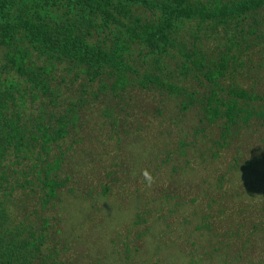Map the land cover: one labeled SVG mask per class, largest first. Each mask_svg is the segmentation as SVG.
I'll use <instances>...</instances> for the list:
<instances>
[{"label":"rangeland","instance_id":"obj_1","mask_svg":"<svg viewBox=\"0 0 264 264\" xmlns=\"http://www.w3.org/2000/svg\"><path fill=\"white\" fill-rule=\"evenodd\" d=\"M247 40L250 61L235 77L264 97V39ZM219 42L206 43L208 57L223 49ZM61 90L80 93L78 83L64 82ZM66 106L60 103V112ZM79 110L76 128L48 158L61 154L51 174L63 181L55 198L43 203L38 167L32 171L28 160L7 170L9 195L2 197L13 223L44 234L34 264H264L261 127L245 128L212 155L210 136L194 138L196 118L167 95L133 87L121 98L100 93ZM179 140L193 143L183 155ZM254 157L262 165L244 167Z\"/></svg>","mask_w":264,"mask_h":264},{"label":"trees","instance_id":"obj_2","mask_svg":"<svg viewBox=\"0 0 264 264\" xmlns=\"http://www.w3.org/2000/svg\"><path fill=\"white\" fill-rule=\"evenodd\" d=\"M263 19L264 0H0V264H34L44 237L13 223L2 197L9 166L28 160L43 203L55 198L63 181L51 174L61 154L48 158L89 98H121L133 87L167 95L196 118L194 138L210 136L212 155L245 128L264 135V97L235 77L250 57L247 36L264 39ZM217 39L223 49L208 57L206 43ZM64 82L78 83L76 98L64 95ZM178 142L182 155L193 144ZM244 164L262 165L258 157Z\"/></svg>","mask_w":264,"mask_h":264},{"label":"clouds","instance_id":"obj_3","mask_svg":"<svg viewBox=\"0 0 264 264\" xmlns=\"http://www.w3.org/2000/svg\"><path fill=\"white\" fill-rule=\"evenodd\" d=\"M143 176H144L146 182H147L148 184H151L153 178H152L151 174L147 171V169H145V170L143 171Z\"/></svg>","mask_w":264,"mask_h":264}]
</instances>
